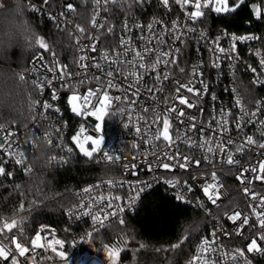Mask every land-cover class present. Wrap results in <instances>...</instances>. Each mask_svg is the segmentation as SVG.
I'll use <instances>...</instances> for the list:
<instances>
[{
	"label": "snow or ice",
	"instance_id": "snow-or-ice-1",
	"mask_svg": "<svg viewBox=\"0 0 264 264\" xmlns=\"http://www.w3.org/2000/svg\"><path fill=\"white\" fill-rule=\"evenodd\" d=\"M146 2H148V0H127V9L128 11H131L133 6L143 5ZM44 3L47 5L49 0H44ZM94 3L98 7L101 6V0H94ZM108 3L119 5L121 0H104V11H108ZM159 3L168 11H172V4L174 3L179 6L183 13V26H181L179 20H174L171 24V30L169 31L168 29H165L164 31L171 37L173 44L179 41L185 49L188 46L187 40L192 38L190 34L198 33V36L196 37L197 43L208 41L209 37L207 31L197 29L193 25L202 23L203 18H206L209 13L224 14L226 16L231 14L239 15V12L244 8L250 7L255 19L264 22V11H262V9H264V0H260L259 3H254L252 0H172L171 3L170 0H159ZM30 8L33 12L41 11V9L33 5H30ZM67 11L75 12L72 4L67 5ZM59 15L64 16L66 15V12H61ZM49 18L55 20L57 17L50 14ZM159 23H161L160 20L154 19L152 23L147 25L150 37H155V25ZM93 26L96 28L103 27L102 24L95 22V17L93 18ZM77 27L80 33L84 32L82 27ZM135 27L140 28L141 31H143L141 25L136 24ZM57 28L64 31L59 22H57ZM124 28L127 32L132 31V28L129 27L127 23H125ZM107 32L108 34H112L113 29L108 28ZM69 36H72V34L69 33ZM163 36L164 33L162 32L159 35V38L156 39L155 47L147 46L151 43V39L141 36L140 39L146 41V45L143 47L142 52L135 50V45L131 43L130 36L127 39L121 37L119 45L123 51H116L115 54L112 55L107 50H104L100 52L99 58L89 55H81L76 61V65L81 71L76 73L69 72L67 65H61L50 44L46 42L44 37L37 36L31 46L43 49L53 55L50 64L42 65L45 67L46 72L52 73L53 76L51 78L48 76H43L41 78V76L38 75L39 69L36 65L38 62L43 61L44 57L43 55L37 56L33 61L32 68L26 70L27 72H31L34 77L31 80L29 95L34 99L31 93L35 92L38 96L42 97L45 89H51V100L56 101L60 99L57 89L53 86V81L59 79L63 81V89L71 92V95L67 97V104L71 106V111L75 115L85 118L92 116L100 122H102L104 117L109 114V109H114L111 112V115H116L117 113L127 115L128 123L125 124L124 127L128 128L129 125H132L135 128V133L138 137H141L146 143L153 145L151 155L155 156L156 159L148 164L149 172H154L156 168L160 167L166 170H172L173 168L188 170L195 165L193 172H189V178L194 180L200 179L202 181L201 188L203 194L207 197V200L218 209L224 208L225 211L223 212V217L232 221L235 225L233 231L229 232L228 235L232 236L234 234L242 241H245V243L241 247L225 251L223 246L219 244L217 233L214 231L212 233L211 241L207 238L200 241L196 248L199 255L190 259L188 264H193V261H196V264H218V261H224L225 264H252L251 259H249L246 253H256L264 256V247H261V244L264 243V195L253 191V188L251 187L256 181L264 184V159L258 160L257 164H249L245 167L241 164V161L236 158V154L242 155L245 152L262 150L259 151L258 155L264 156V118H261L264 117V100L256 101L254 109L250 110L242 103L239 92L236 93L237 99L233 107H239L241 113L240 116L235 118V127L237 129L236 139H233V137L228 134V117L231 115L230 110L226 111L221 109L218 119L213 116L212 119L215 120L216 123V127L214 128L212 127L211 122H208L207 124L200 122L201 126L198 127L197 116L195 114L186 113L185 108L179 107L175 103L166 107L163 113H161L159 111V105L162 103L168 104V100L167 98L163 100L158 99L156 93L165 91V81L170 80L173 66L179 68L181 73H185V69L180 67L178 62L179 58L183 55L182 48L169 46V50L164 51L161 48V45L165 44ZM225 37L230 41L227 49L220 46L221 39ZM91 39L96 41L98 37L94 36ZM254 40H261L264 42V37H258L251 34L237 36L222 31L215 40L211 41V46L209 47V51L212 52L214 56V59L211 61L212 67L219 69L222 57L232 61L240 60L237 51V42L248 43L249 41ZM77 44L79 45V39L77 40ZM85 47L89 48L92 52L97 51L95 42L86 46L80 45L81 51H83ZM249 51L260 58L259 65L260 68L264 70V53L259 50L253 51L252 49H249ZM130 53H134V55L129 59L128 57ZM216 53L221 55H216ZM85 61H90V63H85ZM161 65L164 66V69H161ZM198 68L199 65L194 66L190 76L185 73L188 81L187 83H183L180 80L172 81L177 85V95L173 97V100H178L179 105L186 106L187 109L196 108L197 111L202 113L203 110L199 108V104L202 102L203 97L208 93L209 85L202 79L197 81V77L203 76V73L200 72ZM90 69L98 70L101 75H87ZM248 70L252 73L257 72V69L250 65L248 66ZM57 72L59 73L58 76L56 75ZM150 72H155L154 82L151 85H149L144 79V77L149 75ZM73 75L81 77L78 84H84L88 80H94L96 87L89 88L85 94H80L78 84L72 82ZM262 76H264V71L256 75L252 83L255 85H264V78H261ZM118 77L122 78V83L117 82ZM19 78L26 85L28 84L25 72H23ZM197 82L201 85L199 88L195 87ZM109 89L115 90L120 94L111 95ZM182 89L186 90L187 93H190L191 96L180 95ZM232 91L235 92L236 89L234 88ZM142 93L147 94L148 101H155V105L146 107L145 100L141 99ZM130 96L132 97L131 99ZM211 98L215 100L216 96L212 95ZM34 101L35 120H50V117L48 116L49 110L56 113L60 112V108L55 107L53 103L47 100L34 99ZM37 107L40 109L38 113L36 111ZM137 109H139V111H137ZM149 112L153 116L151 123H148V121L145 120V117L141 115V113ZM173 113H175V116L172 115ZM245 118L247 119L245 120ZM142 120L145 121L144 130H142L140 126V121ZM172 120L178 121L180 125H183L184 135L182 137L180 129H177L176 139H180L182 143L188 145L189 149L202 151L203 154L199 158H196L193 155H184L179 151V145L176 143V139L170 134ZM161 122L163 125L162 128L160 127ZM246 124H254L257 126V131L260 135L259 140L255 139L252 135L244 133V127ZM5 127L6 125L0 124V132H3ZM205 128H210L213 134L205 136ZM55 131L62 136V129L57 128ZM94 131H101V123H96L94 125ZM85 132L86 129L84 125H81L79 130L71 137V141L86 158L95 159L97 163H116L120 160L119 156H114L110 154V151L102 149V145L104 144L103 136L94 137L92 135H84ZM188 133H191V135H188ZM197 133H199L201 137L199 141L194 138ZM216 133H220V136L215 135ZM241 135H243V140L242 142H238ZM81 137H83V140ZM45 139L50 145L53 144L50 134H46ZM156 141L164 142L165 148L169 150L164 151L162 155H158V149L155 145ZM89 142L91 144V150L85 147ZM10 143L11 137L9 135L3 136V143H0V150L8 153L10 159H14V163L20 165L22 169L25 170L26 163L24 158L20 154L17 155L12 152ZM173 146H175V151L170 150ZM60 147L69 154L73 153V148H65L63 142H61ZM132 147L137 148L138 145L134 143ZM96 154H99L98 159ZM217 155L222 157L221 164L237 167L235 178L239 180L241 185H243L244 196L249 198L246 209L249 210L250 214H242V211L238 207H232L231 204L225 205L222 201L219 204L217 203V201L221 200L222 194L220 188L223 187V184L220 183L215 170H212L207 174L210 176V182H203L207 177L199 171L202 161L213 165V168H215L214 158ZM53 159L56 158L53 157ZM59 161L67 162L64 157H60ZM167 161H171V163ZM123 167L127 168L128 165L125 164ZM133 167H135V165H133ZM194 172L196 173L195 175L193 174ZM5 175L11 176L13 173L11 171H6L5 161L0 159V177ZM163 182L169 184L174 189L183 188L184 191L187 192L193 190L192 186L189 185L187 181L181 183L178 179H165ZM107 183L109 185L114 184L113 181H108ZM150 186V181H141L137 186L130 185L129 187L134 194L128 197V202L125 206L116 203V201L121 200V197L119 196L109 199L108 202L104 204L103 197L93 198L91 196V193L97 186L94 185L90 188L86 187L83 189V192L79 194L82 202L75 207L69 206L67 212L69 216H75L77 214H79V216H90L92 218L94 231L97 232L100 229L110 228L112 226V224L109 223L110 219L114 220L119 225L124 226L126 221L123 214L126 210L131 211L134 208L140 198V194L144 189ZM85 196H87V199H84ZM174 198L184 204L191 203L182 191H177ZM94 206L97 207L98 210L94 211ZM196 207L205 208V205L202 202H197ZM217 219H220V217H217ZM219 230H224L222 224L220 225ZM3 231V229H0V232ZM40 231L43 232L50 230L42 227ZM194 231H197V229H192L186 232L180 242L172 246V250H180L182 245L189 240L191 232ZM50 235L51 241L45 245H39L38 242L42 239L39 232L34 239L26 240L24 242H19L15 233H13V235L7 236L6 240H8L10 244H14V247L0 241V258H2V260L10 259L11 264H20L17 256L24 257L25 254L30 251V247L32 251H35L37 247H42L45 251H48V249L51 248L53 253H57L56 247H53L52 245L54 244L62 249L64 241L56 239L54 233L50 232ZM43 239L47 241L48 237H43ZM121 244L126 245L127 240L124 239L118 241L117 244L112 246L103 245L109 264H118L120 252L126 250L125 247L120 246ZM140 248H144V245L141 244ZM217 253L218 256H216ZM57 255L64 261V264H67V258L63 251L58 252ZM213 256H216V258L213 259ZM46 259L52 260L53 257L48 256Z\"/></svg>",
	"mask_w": 264,
	"mask_h": 264
},
{
	"label": "built area",
	"instance_id": "built-area-1",
	"mask_svg": "<svg viewBox=\"0 0 264 264\" xmlns=\"http://www.w3.org/2000/svg\"><path fill=\"white\" fill-rule=\"evenodd\" d=\"M172 0H170V3ZM28 3L33 5L41 11L31 13L40 19H45L51 22H54L57 25V22L60 23L61 28H71L76 35V47H75V60L71 63L62 62L56 56V58L60 61L61 65H67L68 71L72 73H76L81 71L77 65L76 61L81 55H89L93 57L99 58L100 52L107 50L110 54L114 55L116 51H123V49L119 45V40L121 37L128 38L131 37V43L135 45L136 51H143V47L146 45V41H142L140 39L141 36L151 39V43L147 46L155 47L156 39L159 38V35L164 33L165 44L161 45V48L164 51L169 50V46L171 47H181L183 55L179 58L180 67L185 69V73L188 76L191 75L192 69L194 66L199 65L198 70L203 73L202 77H197V81L202 79L205 83L209 85L208 93L203 97L202 102L199 104V108L202 109V113L197 111L196 108L187 109L186 106L179 105L178 100H173V97L177 95L176 87L177 85L172 81L180 80L183 83H187V77L185 73H181L179 68L173 66L172 75L169 81H165V91L156 93L158 99L163 100L167 98L168 104H160L159 111L163 113L166 107L170 106L172 103L177 104L179 107L185 108L186 113L195 114L197 116L198 127L201 126L200 122L207 124L208 122L212 123V127H216L215 120H213V116L219 118V113L221 109L231 112V115L228 117V127H229V135L233 137V139L237 138V129L235 127V118L240 116L239 107H233L235 105V101L237 99V92L240 94V98L242 103L246 105L250 110L254 109V105L256 101L264 100V85H255L252 81L255 79V76L260 74L262 71L259 65V57L252 54L249 49L253 51L259 50L264 53V42L261 40L249 41L248 43H240L237 42V51L240 56V60L232 61L230 59L221 58L220 68L212 67L211 61L214 59L213 53L209 51V47L211 46V41L215 40L222 31L227 33L235 34L237 36L241 35H255L258 37H264L263 34L259 32H247V33H235L228 30L225 27H211L210 23H205V18H203L202 23H197L193 25L197 29L206 30L208 33V41H201L199 43L196 42V37L198 33H193L191 35V39L187 40V48L185 49L183 45L177 41L175 44L172 43V39L167 33L164 31L165 29L171 30V24L174 20H179L181 26H183L184 17L178 5L172 4V11H168L164 9L159 0H148V2L143 5L133 6L131 11L127 9V0H121L120 5H122L126 12L122 16L120 20V24L118 27V31L116 36L108 34L107 29V15L106 11L103 10L104 0H101V6H97L92 0L93 3V15L90 22L89 30L86 34L80 33L78 28L71 22V15L74 12H68L67 7L65 9H52L48 5L44 3H40L37 1L30 0ZM113 4V3H108ZM107 4V8H108ZM74 8V7H73ZM194 10V9H190ZM66 12V15L60 16L59 13ZM54 15L57 18L55 20L50 19L49 15ZM95 17V22L102 24L103 27L96 28L93 26V18ZM255 17V16H254ZM160 20L161 23L155 25V37H150V34L147 29V25L152 23L153 20ZM125 23L129 27L132 28L131 32H127L124 28ZM136 24H139L143 27V31L140 28L135 27ZM103 34V35H101ZM98 37L96 41H93L92 37ZM79 39V45L77 44V40ZM93 42L96 43L97 51L92 52L89 48L85 47L83 51L80 49V45H90ZM230 41L228 38H223L220 41V46L225 49L228 48ZM199 49V50H197ZM43 55L44 60L37 63V68L39 69L38 75L48 76L51 78L53 76L52 73L46 72L45 67L42 65H48L53 59V55L51 53L45 54L44 52L38 51L31 55L29 60V65L27 69L32 68L33 61L37 56ZM134 55V53L129 54V59ZM216 55H221L216 53ZM85 63H90V61H85ZM234 65V66H233ZM255 67L257 69L256 73H252L248 70V66ZM26 69V70H27ZM161 69H164V66L161 65ZM25 72L26 78L31 82L34 78L31 72ZM142 71V70H141ZM101 75V73L96 69H90L87 75ZM163 74V73H161ZM58 76L59 73L57 72ZM155 72H150L149 75L145 76V81L151 85L154 82ZM261 78H264L262 76ZM81 79L80 76L73 75L72 82L77 83ZM118 83H122V78L117 79ZM63 81L56 79L53 81V86L57 89L60 99L56 101L51 100V89H45L44 95L42 97L36 95L35 99H43L47 100L54 104L55 107L60 108V112L56 113L52 110H49L48 116L50 120H40L36 119L27 125V129L24 126H15L12 124H5L6 127L3 132H0V143H3V136L9 135L11 137L10 148L12 152L17 155L20 154L26 163L25 170L22 169L20 165L14 163V159H10L9 154L0 150V159L5 161L6 171H11L13 175L11 176H2L0 177V183L11 180L16 177L18 174H31L34 171V165L32 163L31 153L40 149L41 147L37 145L36 140L42 139L44 143L47 144L48 151V165L54 168H64L72 164L79 157H85L82 153L79 152V149L72 143L71 137L79 130L81 125H84L86 132L84 135H92L94 137L103 136L104 144L102 145V149L110 151V154L114 156H119L120 160L116 163L106 164V163H97L95 159H89L97 165L108 167V174L101 178H97L92 180L91 182L82 185L79 187L75 193L76 201L72 204V207L80 204L82 202L80 195L83 192V189L86 187L97 186L91 196L93 198L103 197V203L106 204L109 199H112L115 196L121 197V200L116 201L117 204L121 206H125L128 202V197L133 195L132 189H130V185L137 186L141 181H150L151 186L144 189V191L140 194V198L137 201L136 205L131 211L126 210L123 214L126 218L127 216L134 214L143 204L145 196L155 189H161L164 193L170 195L174 198L175 193L177 191L184 192L185 197L191 201L190 204H184L180 201L181 204L188 206L192 209L198 210L202 212L208 220V228L207 230L200 236L198 239L193 254L190 259L198 256L196 248L199 245L200 241L204 238H207L209 241L212 240V233L215 231L217 233L218 242L223 246L225 251L230 249H234L236 247H241L245 241H242L239 237L229 236L228 233L232 232L235 228V225L232 221L227 220V218L223 217L224 208H217L215 205H212L210 201L207 200V197L203 194L201 184L202 181L200 179H191L189 178V172H193L195 165L188 170H182L179 168H173L172 170H166L162 167L156 168L154 172L148 171V164L153 162L156 157L151 155L153 151V145L146 143L141 137H138L135 133V128L132 125H129L128 128H125L124 125L128 123V117L126 114L117 113L116 115H111V112L114 109H109V114L106 115L102 122L97 121L95 117L89 116L87 118L82 116H77L71 111V106L67 104V97L71 95V92L65 91L62 87ZM201 85L199 82L195 84V87L199 88ZM96 83L94 80H88L84 84H78L80 94H85L89 88H95ZM236 89V91H232V89ZM111 95H119L120 93L115 90L109 89ZM180 95L191 96L190 93H187L186 90H181ZM212 95L216 96V99L213 100ZM132 97L130 96V99ZM141 99L145 100V106L148 107L150 105H155V101H148L147 94L142 93ZM37 113L40 111L39 107L36 109ZM139 111V109H137ZM145 117V120L148 123H151L153 119L152 114L149 113H141ZM175 116V113L172 114ZM264 118V117H261ZM247 118H245L246 120ZM96 123H101V131H94V125ZM140 126L142 130L145 127V121H140ZM162 128V122L160 124ZM62 129V136L58 134L55 129ZM180 129L181 136L183 137V125H180L178 121L172 120V127L170 129V134L176 139V131ZM31 133L29 135L28 133ZM244 133L247 135H252L255 139L259 140L260 135L257 131V126L254 124H246L244 127ZM46 134H50L53 140V144L50 145L45 139ZM212 130L210 128H205L204 135H212ZM191 135V133H188ZM215 135L220 136V133H216ZM197 141L201 139L200 134L197 133L196 137H194ZM83 140V137H81ZM146 139V137H145ZM243 135L240 136L238 142H242ZM61 142H63L65 148L72 147L73 153L69 154L64 149L60 147ZM137 144V148H133V144ZM176 143L179 145V151L184 155H193L196 158H199L203 153L200 150L189 149L188 145L181 142L180 139H176ZM88 147H91L90 142L87 143ZM156 148L158 149L157 154L162 155V153L166 150L164 146V142L156 141ZM231 147V146H229ZM171 151H175V146H173ZM234 151V149H233ZM262 150H253L252 152H245L244 154H236V158L241 161V164L247 167L249 164H257V161L260 159H264V156H259L258 153ZM99 154H96L98 159ZM55 157L56 159H53ZM60 157H64L67 162H60ZM221 159L219 155L214 158L215 168L213 165L208 164L207 162L202 161V165L200 168V173L206 175L207 179L203 182H210V176L207 174L212 170L217 172V176L223 187L220 188L221 192V200L217 201V203H221V201L225 205L231 204L232 207H238L242 214H250L249 210L246 209V205L249 202V198L244 196L243 193V185L240 184L239 180H237V167L229 166L227 164H221ZM171 163V161H167ZM127 164L128 167L125 168L123 165ZM135 165V167H133ZM196 174L195 172L193 173ZM248 175V174H246ZM158 178V179H157ZM165 179L173 180L178 179L183 183L187 181L189 185L192 186V191L187 192L184 191L183 188L174 189L169 184H165L163 181ZM113 181L114 184L109 185L107 182ZM253 191L259 192L261 195H264V184L259 181H256L251 186ZM87 199V196L84 197ZM175 199V198H174ZM176 200V199H175ZM177 201V200H176ZM202 202L205 205V208H197L196 203ZM98 210L97 207L94 206V211ZM210 213V215H209ZM220 217V219H217ZM65 222L61 225L51 224V223H39L32 234L27 236L26 238L22 237L18 232L13 231L15 225L5 224L0 229H3V232H0V241H3L5 244H9L14 247V244H10L8 240H6L7 236L13 235L15 236L19 242H24L26 240L34 239L36 234L39 232L42 239L38 242L39 245H45L49 241H51V233H54L55 238L64 241V246L61 249L59 246L52 245L56 247L57 253L63 251L65 253L66 258H69L72 250L77 249L81 246H85L89 244L93 234L97 231H94L92 218L90 216H79V214L75 216H69L66 210L65 212ZM254 219V217H253ZM114 220L109 221V223H114ZM238 223V222H237ZM251 223V221H250ZM223 225V231H220V225ZM46 228L50 231L41 232V228ZM247 227V226H245ZM101 230V229H100ZM43 237H48L46 241ZM261 247H264V243L261 244ZM57 253H53L51 248L48 251H45L42 247H37L35 251L31 250L25 254L24 257L17 256L20 264H58V262L63 261ZM210 255V254H205ZM246 255L251 259L252 264H264V256L256 254V253H246ZM53 257L52 260H47L46 257ZM218 256V253L216 254ZM216 256L212 258L215 259ZM189 259V260H190ZM188 260V261H189ZM188 261L184 264H188ZM11 263V260H2L0 258V264H8ZM193 264H196V261H193ZM218 264H225L224 261H218Z\"/></svg>",
	"mask_w": 264,
	"mask_h": 264
},
{
	"label": "trees",
	"instance_id": "trees-1",
	"mask_svg": "<svg viewBox=\"0 0 264 264\" xmlns=\"http://www.w3.org/2000/svg\"><path fill=\"white\" fill-rule=\"evenodd\" d=\"M33 1L44 3V0ZM252 2L259 3L260 0ZM68 4H72L75 9L70 17L71 22L76 27H82L83 33L86 34L93 15L92 0H49L47 5L59 10L65 9ZM125 12L126 9L120 4H108L106 15L108 27L113 29L111 36H116ZM28 15L36 26L38 36L45 38L59 60L73 62L76 56L77 34L71 28H63L64 31H61L54 22L40 19L31 11ZM205 23H210L211 27L222 26L239 34L259 32L264 35V22L255 19L250 7L244 8L239 15L209 13ZM69 33L72 36H69ZM16 44L10 52L12 67L22 68L23 71L28 68L33 53L38 51L50 53L36 47L21 61L20 42L17 41ZM3 54L8 53L5 50ZM30 85L31 82L28 80V93ZM31 94L35 99L37 94L35 92ZM20 107L27 111L26 102ZM0 123H5V120L0 119ZM5 124L23 126V122ZM31 157L33 173L18 174L15 178L0 183V227L5 224L15 225L13 231L24 238L30 236L39 223L63 224L66 220V210L76 201L77 189L108 174V167L97 165L86 157H79L64 168L50 167L47 161L48 151L42 153L41 148L34 150ZM125 221L124 226L114 222L110 228L95 232L89 244L71 251L67 264H76L82 252L88 251L92 244L95 248L101 247L105 242L101 239L103 236L107 238L109 246L124 239L128 242L129 233L126 231L128 227L135 231L137 241L140 245L143 244L144 248L136 246L129 248L127 244H121L120 246L126 250L120 252L118 264H130L133 260L135 261L133 264H184L191 258L198 239L208 228V220L202 212L181 204L161 189L148 193L141 207L134 214L127 216ZM190 224L193 225L192 228H188ZM192 229L197 231L191 232L189 240L181 249L172 250V246L179 243L186 232ZM165 247L168 248L167 251L163 249ZM58 264H64V261Z\"/></svg>",
	"mask_w": 264,
	"mask_h": 264
},
{
	"label": "clouds",
	"instance_id": "clouds-1",
	"mask_svg": "<svg viewBox=\"0 0 264 264\" xmlns=\"http://www.w3.org/2000/svg\"><path fill=\"white\" fill-rule=\"evenodd\" d=\"M30 10L27 0H0V119L5 123L23 122L25 129L36 118L35 101L30 97L27 85L19 78L23 69L12 67L10 52L19 41L22 61L34 49L31 45L38 32L28 15ZM5 50L7 55L3 54ZM25 102L27 111L20 107ZM28 134L31 135L30 132ZM36 143L42 153L46 151L48 146L42 139ZM192 227V224L188 225V228Z\"/></svg>",
	"mask_w": 264,
	"mask_h": 264
},
{
	"label": "rangeland",
	"instance_id": "rangeland-1",
	"mask_svg": "<svg viewBox=\"0 0 264 264\" xmlns=\"http://www.w3.org/2000/svg\"><path fill=\"white\" fill-rule=\"evenodd\" d=\"M85 147L89 148V150H91V147H88V145H85ZM126 231L129 233L128 237L129 240L127 242V246L129 248H134L136 246L140 247L139 242L137 241V237H136V233L135 231L128 227L126 229ZM102 241H105L103 243V245H108L107 243V238L106 237H102L101 238ZM103 245L101 247H93V244L91 245V247H93L91 249V247L89 248L88 251H84L82 252V254L80 255L78 261L76 262V264H109L108 261V257L103 249ZM165 251L168 250L167 247L163 248ZM119 260H120V254H119ZM118 260V262H119ZM133 263H135V261L133 260ZM132 261L130 262V264H133Z\"/></svg>",
	"mask_w": 264,
	"mask_h": 264
}]
</instances>
